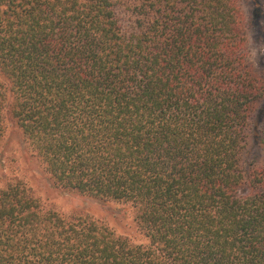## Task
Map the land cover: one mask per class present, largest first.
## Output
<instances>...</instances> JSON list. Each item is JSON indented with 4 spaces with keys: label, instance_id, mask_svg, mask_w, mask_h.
Instances as JSON below:
<instances>
[{
    "label": "trees",
    "instance_id": "obj_1",
    "mask_svg": "<svg viewBox=\"0 0 264 264\" xmlns=\"http://www.w3.org/2000/svg\"><path fill=\"white\" fill-rule=\"evenodd\" d=\"M248 31L245 0H0V141L8 120L57 189L129 204L148 240L9 180L0 264H264Z\"/></svg>",
    "mask_w": 264,
    "mask_h": 264
},
{
    "label": "rangeland",
    "instance_id": "obj_2",
    "mask_svg": "<svg viewBox=\"0 0 264 264\" xmlns=\"http://www.w3.org/2000/svg\"><path fill=\"white\" fill-rule=\"evenodd\" d=\"M249 23V55L259 70L264 67V0H245ZM5 134L0 141V187L9 180H22L42 202L45 210L65 217L81 216L111 229L116 236L127 238L134 245L147 246L148 240L139 230L134 210L129 204L101 202L72 192L57 189L40 162L22 140L16 126L5 121ZM251 135L243 161L264 167V102L251 122Z\"/></svg>",
    "mask_w": 264,
    "mask_h": 264
}]
</instances>
